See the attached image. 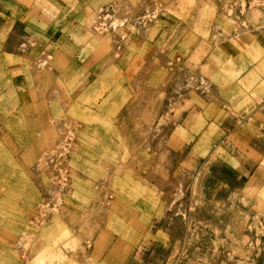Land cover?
Here are the masks:
<instances>
[{
  "label": "rangeland",
  "instance_id": "rangeland-1",
  "mask_svg": "<svg viewBox=\"0 0 264 264\" xmlns=\"http://www.w3.org/2000/svg\"><path fill=\"white\" fill-rule=\"evenodd\" d=\"M17 2L0 264H264V0Z\"/></svg>",
  "mask_w": 264,
  "mask_h": 264
},
{
  "label": "crops",
  "instance_id": "crops-1",
  "mask_svg": "<svg viewBox=\"0 0 264 264\" xmlns=\"http://www.w3.org/2000/svg\"><path fill=\"white\" fill-rule=\"evenodd\" d=\"M14 1L16 2V4L15 3L13 4V2L10 1L11 4H10V9H9L10 10V14L9 15L6 14L5 10L0 9V35L1 36L5 35L6 38H8L10 35H13L15 33V30L17 29L19 21H21V22L25 21V17L24 16H18V13L21 11V6L22 5H19V4L17 5V3H18L17 0H14ZM20 4H22V3H20ZM28 17H30V16H28ZM74 20H77V19H74ZM10 38H12V37H10ZM8 40H7L6 46H5L6 49L9 48V46L11 45V43L9 42L10 40L9 41ZM9 53H11V52H9ZM244 75L245 74H243V76ZM244 77L242 78V81L244 80ZM255 90H256L255 91V93H256V92H258V90H261V88L257 87ZM261 93H262V91H261ZM260 98H261V103H262V101L264 99V96H260ZM205 105H207V107L211 106L212 109H213L212 111L224 110L223 108H221L219 106L217 100H215V102H213V103H211V102L208 103V102L205 101ZM250 114H254V116H253L254 118L253 119L255 120L256 124H260V127H262L264 129V106L263 107L259 106L257 109H252L250 111ZM250 120H252V119H250ZM205 122L209 125V124H211L213 122L218 123V120L217 119H210L209 121L207 120ZM224 131H226V130L224 129ZM224 131H223V129L221 130L222 133H225ZM254 152L257 155H261L257 151H254ZM262 157H264V154L262 155Z\"/></svg>",
  "mask_w": 264,
  "mask_h": 264
}]
</instances>
